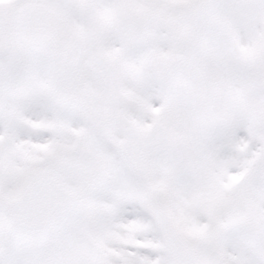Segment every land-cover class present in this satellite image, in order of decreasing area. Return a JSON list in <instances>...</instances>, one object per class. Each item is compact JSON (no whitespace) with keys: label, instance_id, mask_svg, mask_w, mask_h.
<instances>
[{"label":"snow or ice","instance_id":"6c2138e0","mask_svg":"<svg viewBox=\"0 0 264 264\" xmlns=\"http://www.w3.org/2000/svg\"><path fill=\"white\" fill-rule=\"evenodd\" d=\"M0 264H264V0H0Z\"/></svg>","mask_w":264,"mask_h":264}]
</instances>
